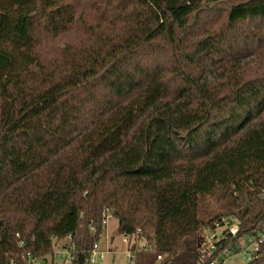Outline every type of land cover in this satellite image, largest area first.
Returning a JSON list of instances; mask_svg holds the SVG:
<instances>
[{
  "label": "trees",
  "instance_id": "16d2710c",
  "mask_svg": "<svg viewBox=\"0 0 264 264\" xmlns=\"http://www.w3.org/2000/svg\"><path fill=\"white\" fill-rule=\"evenodd\" d=\"M105 216L133 264L264 227V0H0V264H86Z\"/></svg>",
  "mask_w": 264,
  "mask_h": 264
},
{
  "label": "built area",
  "instance_id": "2783aa9c",
  "mask_svg": "<svg viewBox=\"0 0 264 264\" xmlns=\"http://www.w3.org/2000/svg\"><path fill=\"white\" fill-rule=\"evenodd\" d=\"M109 217L105 216L102 225L106 227ZM138 233V231H137ZM241 235L240 223L234 218H224L216 223L211 230L203 232L201 258L197 264H228L230 258L240 255L245 264L264 256V227L257 233L251 235ZM130 241L134 242L130 245ZM70 237L65 243H70ZM122 242L127 244V259L129 264H133L134 253L140 249L136 245L137 239L122 237ZM21 246V244H19ZM73 245L64 248H56L53 256L60 264H71L73 260ZM104 252L99 249L98 244L93 246L89 253L86 264H96L103 261ZM161 259L157 256V260ZM6 264H48L43 259L32 257L29 253L17 256Z\"/></svg>",
  "mask_w": 264,
  "mask_h": 264
},
{
  "label": "rangeland",
  "instance_id": "374dc122",
  "mask_svg": "<svg viewBox=\"0 0 264 264\" xmlns=\"http://www.w3.org/2000/svg\"><path fill=\"white\" fill-rule=\"evenodd\" d=\"M134 243L130 241V245ZM202 244V243H201ZM99 249L104 252L103 261L96 264H129L127 259V244L122 242V236L117 231V221L110 218L102 232L98 243ZM141 248V244H138ZM228 264H245L240 255L229 259Z\"/></svg>",
  "mask_w": 264,
  "mask_h": 264
}]
</instances>
